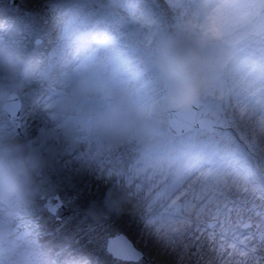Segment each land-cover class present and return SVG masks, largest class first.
<instances>
[{"label": "rangeland", "instance_id": "1", "mask_svg": "<svg viewBox=\"0 0 264 264\" xmlns=\"http://www.w3.org/2000/svg\"><path fill=\"white\" fill-rule=\"evenodd\" d=\"M173 2L0 0V36L23 41L54 68L47 84L29 80L0 93V134L43 141L46 149L36 196L24 206L0 207V225L26 235L55 264H264V234L257 238L264 229V192L243 180L248 169L262 173L264 142L252 143L234 99L199 107L197 117L217 119L213 134L175 136L165 114L150 138L118 145L73 135L51 110L63 77L106 50L119 55L128 85L150 97L154 85L138 49L149 28L169 18ZM13 92L21 100L19 127L2 104ZM252 102L250 94L246 103ZM116 184L127 194L120 211L92 214L93 202ZM55 195L63 204L53 215L45 201ZM211 220L217 223L210 227ZM247 221L252 224L243 227ZM117 233L141 250V259L120 261L108 252V239Z\"/></svg>", "mask_w": 264, "mask_h": 264}, {"label": "clouds", "instance_id": "2", "mask_svg": "<svg viewBox=\"0 0 264 264\" xmlns=\"http://www.w3.org/2000/svg\"><path fill=\"white\" fill-rule=\"evenodd\" d=\"M138 60L154 85L150 97L128 85L119 72V55L106 50L63 77V90L50 104L56 120L73 135L118 145L150 138L165 114L230 97L242 109L241 125L252 143L264 142V0H174L169 18L140 41ZM53 76L54 68L38 60L34 49L0 36V93L29 80L47 84ZM250 94L253 102L246 103ZM45 166V142L0 134V207L30 203ZM243 180L264 192V173L248 169ZM126 195L119 184L109 187L90 212H118ZM0 264L55 261L5 223Z\"/></svg>", "mask_w": 264, "mask_h": 264}, {"label": "water", "instance_id": "3", "mask_svg": "<svg viewBox=\"0 0 264 264\" xmlns=\"http://www.w3.org/2000/svg\"><path fill=\"white\" fill-rule=\"evenodd\" d=\"M15 0H11L13 3ZM3 108L6 110L8 117L12 121H16L19 124L20 108L21 101L16 93H11L6 98L3 103ZM198 108L193 109L189 112H182L178 114H168V125L169 130L172 131L175 135H182L188 132L189 130L195 128H205L210 132L213 130L214 121L208 118H198L196 119V112ZM56 200L55 203H50L49 198L47 200L48 208L51 212L55 213L58 206L62 205L61 200L57 195L53 196ZM180 208V203L175 205V210ZM215 222H209V226H213ZM263 236V233L260 234V238ZM120 241L119 245L115 244L114 241ZM107 250L112 254L113 257L125 261H138L142 258V252L137 249L132 241L123 233H117L114 236L108 239Z\"/></svg>", "mask_w": 264, "mask_h": 264}, {"label": "bare ground", "instance_id": "4", "mask_svg": "<svg viewBox=\"0 0 264 264\" xmlns=\"http://www.w3.org/2000/svg\"><path fill=\"white\" fill-rule=\"evenodd\" d=\"M10 15H11V14H10ZM10 15H9V16H10ZM11 16H13V15H11ZM11 16H10V17H11ZM18 25H19V23L16 24V26H18ZM16 28H18V27H16ZM129 86L132 87V88H134V84H133V83L129 84Z\"/></svg>", "mask_w": 264, "mask_h": 264}, {"label": "snow or ice", "instance_id": "5", "mask_svg": "<svg viewBox=\"0 0 264 264\" xmlns=\"http://www.w3.org/2000/svg\"><path fill=\"white\" fill-rule=\"evenodd\" d=\"M114 243L117 244V245H119L120 241L117 240V241H114Z\"/></svg>", "mask_w": 264, "mask_h": 264}, {"label": "trees", "instance_id": "6", "mask_svg": "<svg viewBox=\"0 0 264 264\" xmlns=\"http://www.w3.org/2000/svg\"><path fill=\"white\" fill-rule=\"evenodd\" d=\"M93 255H94V253H93ZM93 255H92V256H93Z\"/></svg>", "mask_w": 264, "mask_h": 264}]
</instances>
